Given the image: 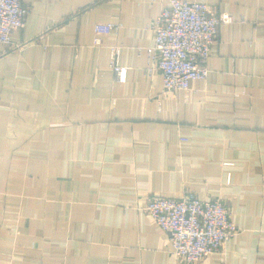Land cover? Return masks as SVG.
<instances>
[{
    "label": "crops",
    "instance_id": "0c3cea01",
    "mask_svg": "<svg viewBox=\"0 0 264 264\" xmlns=\"http://www.w3.org/2000/svg\"><path fill=\"white\" fill-rule=\"evenodd\" d=\"M199 1L233 21L208 77L168 92L150 47L171 0H23L0 43V264H264V0ZM97 22L121 27L96 43ZM156 192L220 197L240 232L180 261Z\"/></svg>",
    "mask_w": 264,
    "mask_h": 264
},
{
    "label": "built area",
    "instance_id": "2783aa9c",
    "mask_svg": "<svg viewBox=\"0 0 264 264\" xmlns=\"http://www.w3.org/2000/svg\"><path fill=\"white\" fill-rule=\"evenodd\" d=\"M28 7L23 0H0V43L11 44V34L25 26ZM233 21V15L199 0H171L152 26L155 41L150 50L161 71L168 92L189 89L195 79L208 77L207 61L217 41L221 23ZM113 22H97L96 43L100 35L120 28ZM22 45L12 47L20 48ZM118 45L111 47L110 64L117 80H127V67L120 62ZM148 71L153 67L149 66ZM152 220L165 230L171 242V253L184 262L222 253L226 242L240 232L229 207L220 197L202 199L193 192L181 197L153 193L146 206Z\"/></svg>",
    "mask_w": 264,
    "mask_h": 264
}]
</instances>
